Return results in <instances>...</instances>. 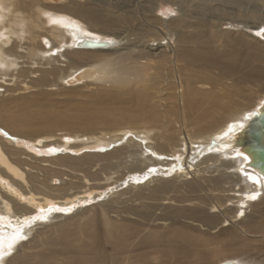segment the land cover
I'll use <instances>...</instances> for the list:
<instances>
[{"label":"bare ground","instance_id":"1","mask_svg":"<svg viewBox=\"0 0 264 264\" xmlns=\"http://www.w3.org/2000/svg\"><path fill=\"white\" fill-rule=\"evenodd\" d=\"M114 1L139 13L141 32L132 43L140 44L139 51L114 36L113 28L135 19L113 13L116 6L108 3ZM233 3L255 9L230 17L221 4ZM260 3L264 0H0V264H153L146 253L158 255L160 264H212L220 253L201 249L202 238L178 228L152 232L150 225L185 219L203 228L264 232V222L248 223L264 201V180L244 168L247 157L231 142L257 114L264 94L239 104L195 87L212 81L206 78L210 68L236 83L262 77L264 69L252 64L264 62V48L247 45L245 37L264 45V21L241 22L259 20ZM223 20L241 36L222 31ZM83 40L109 46H77ZM221 41L233 43L231 50H222ZM132 54L138 63L129 77L144 83L127 107L113 102L104 111L77 112L66 120L47 117L45 127L32 118L25 125L37 136L15 132L19 123L4 111L2 89H36L44 96L47 89L117 83L116 62ZM154 79L173 91L166 100L179 101L183 129L172 128L159 106L149 104ZM53 126L85 129L55 137L49 134ZM98 126L116 130L97 136ZM196 127L202 131H193ZM19 138L50 155L34 156L32 147L19 146ZM65 218L72 222L59 224ZM51 225L56 234L40 236L36 244L47 251L19 252L38 227ZM231 243L238 254L245 242L234 233ZM140 248L145 250L138 256ZM227 261L249 264L241 257L218 264Z\"/></svg>","mask_w":264,"mask_h":264},{"label":"rangeland","instance_id":"2","mask_svg":"<svg viewBox=\"0 0 264 264\" xmlns=\"http://www.w3.org/2000/svg\"><path fill=\"white\" fill-rule=\"evenodd\" d=\"M110 8L114 7L113 13L115 14H124L128 15L130 17H133V19L130 22V25H120L119 27H115L114 29V36L119 37V39H124L123 42L128 41L129 45L131 46L130 50H134L135 52L140 50V44L133 45V41L136 40V38L139 37L141 25V20L138 18L139 13L134 12L128 13L129 7L127 3L123 2H110L108 3ZM262 4V5H261ZM217 4H211L212 7H214ZM225 9H228V14L230 17H233L232 15L236 14L235 16H238V12L243 11L249 14L252 10L255 8L251 4H243L240 6L237 3L233 4H221ZM260 5V6H259ZM258 5L259 10V20H242L243 23H249L251 25V22H260L264 21V3H260ZM235 7V8H234ZM262 7V8H261ZM240 10V11H239ZM164 12L160 13L162 16H165ZM262 13V14H261ZM262 15V16H261ZM262 17V18H261ZM254 19V18H253ZM262 19V20H261ZM213 23H216L215 21ZM223 23L225 25H222V31L230 32L231 34H236V37L241 36V32L235 30V27L231 24L230 20H223ZM221 22V24H223ZM253 23V22H252ZM225 29V30H224ZM233 30V31H232ZM235 30V31H234ZM237 31V33H236ZM111 32V30H110ZM246 44L251 46H257L264 48V45H259L255 41L250 40L249 38L245 37ZM131 44V45H130ZM233 43L227 42V41H221L219 42V46L222 47V50L229 51L231 50V46ZM221 49V48H220ZM264 51V50H263ZM242 55V54H241ZM113 56V55H112ZM136 56V55H135ZM133 54L130 57H125V60L122 59L118 60L115 64L117 70H120L121 75L118 78L117 83H114L112 81H107L104 84H100L98 86H92L88 88H65L62 90H54V89H47L44 96L36 95V89H18L16 92H4L2 89V98L7 99V103L4 105V111L8 113L9 116L15 119L19 124L15 128V132H17L19 135L23 134L22 136H30L31 138L38 135V133H34L33 128H30L31 126L25 125L26 120L27 122H30L32 118H35L36 121L43 127L46 126V124L43 122V119H48L47 117H51V119L59 120L63 119L66 120V116H71L73 113H82L86 111H92V112H101L104 111V108H109L108 106L113 105L109 103H116L117 105L121 107H127V105L136 97L137 88L144 83L143 79H136L134 77H129L130 73V67L137 65L138 59L135 58ZM236 57V56H234ZM239 58L240 54L238 55ZM237 57V58H238ZM139 62H141L139 60ZM144 62V61H143ZM253 68H261L264 69V62L263 63H257L254 62L252 64ZM209 73L206 74V78L212 79V81H206L205 79V86L197 84L195 87L197 91H200V94L205 92H216V94L225 95L227 97V100L231 101V99L235 102H238L239 104H250L252 100H254L259 95L264 94V73L262 74V77L259 79H254L252 81L246 82V83H236L234 80V77L232 76H223L222 74H219V71L217 69L210 68L208 70ZM129 72V74H128ZM205 76V74H202ZM134 78V79H133ZM213 78H219L218 83H214ZM138 80V81H137ZM155 81V86L157 89H152L148 93H150L151 101L150 105L155 104L158 107L159 113L166 114V116L169 117V125L171 123L173 124V127L180 128L182 127V117H181V107L179 104V101L176 100L175 104H171L172 101L166 100L169 96H172L173 91L167 90L166 85H164L165 81L158 80ZM159 84V85H158ZM137 85V87H135ZM72 90V91H70ZM80 90V91H79ZM51 92V93H50ZM64 94V95H63ZM134 97V98H133ZM226 101V100H225ZM145 107V106H144ZM170 110V112H169ZM44 114V115H43ZM43 117H42V116ZM46 117V118H45ZM140 127L142 126L139 125ZM82 128V129H80ZM79 127H68V128H58V127H52L49 131L50 135H53L55 137H60L66 133H73V134H81L83 126ZM115 128H105L98 126L95 129L94 134L100 135L101 132L111 133L113 134V131H115ZM193 131H202L201 128L196 127V129L193 128ZM0 136H3V133L0 132ZM24 136V137H25ZM27 138V137H26ZM20 141V147L25 148L27 151L30 149L27 147H32V149L29 151L31 154H34L36 157H43V156H49L50 154L47 152V149H37L34 148V144L26 139L19 138ZM27 146V147H26ZM36 150H34V149ZM37 153H36V152ZM79 151H82L79 150ZM79 209V208H77ZM255 213H254V212ZM258 211V212H256ZM55 213H62V211L59 212V210H56ZM73 213V212H72ZM71 213V214H72ZM252 214H250L251 220L248 221V223H253L256 225H261L264 222V201L256 208L251 211ZM254 213V214H253ZM260 214V215H259ZM256 216V217H255ZM113 217V216H112ZM171 217V216H170ZM173 218H177L173 216ZM255 219V220H254ZM62 220V219H61ZM114 222L117 224H124L122 218L120 216L116 217L114 219ZM257 220V221H256ZM263 220V221H262ZM57 221V220H56ZM55 221V222H56ZM72 222V218H65V221H60L59 224L61 225H67ZM261 222V223H259ZM140 223V221H139ZM247 224V222H245ZM264 225V223H263ZM152 228V232L154 231H168L173 228H178L179 230L188 232L192 236L200 237L203 240V243L201 245V249H206L207 251H210L212 253H220V255L216 256L212 264H218L219 262H222L224 260L233 259L234 257H241L243 260L248 262L249 264H264V232L257 234V235H251L249 233L245 234L244 232H241L240 230H236V228L233 227H202L199 226V224L193 223L192 221H186L185 219H177V220H170L167 222L160 221L156 223V226H153V224L150 225ZM39 229L36 231L35 235L33 234L30 237V242L25 241V247L20 249L19 252L25 253V254H31L35 251H47L45 248V245L39 244L38 247H36L37 242L39 241V237L42 236V238L46 237L49 234H56V229L54 230L51 225L48 227H38ZM148 228V227H147ZM215 228V229H214ZM145 233L148 232V229H145ZM72 231H76V229H72ZM238 232V233H237ZM76 233V232H73ZM236 233L240 239L246 243H244L243 250L238 253L234 254L231 250L233 247H231L233 244L231 243V239L233 237V234ZM39 234V235H38ZM143 233H141L142 235ZM242 234V235H241ZM77 238H82L83 235L81 233L76 234ZM34 237V238H33ZM34 239V240H33ZM29 240V239H28ZM27 240V241H28ZM140 238H135V242H139ZM226 242V243H225ZM223 243H225L227 246H224ZM42 245V247H41ZM225 247V248H224ZM229 250H228V249ZM141 250H145L144 248H140L136 251V254L139 256L141 255ZM150 256V258H149ZM158 255L154 254H148L146 253L145 257L147 259H150V262L153 264H160L158 260H156V257ZM138 258V257H137ZM62 259L59 260L61 262ZM58 264V260L56 261ZM197 264V263H196ZM200 264V263H198Z\"/></svg>","mask_w":264,"mask_h":264},{"label":"water","instance_id":"3","mask_svg":"<svg viewBox=\"0 0 264 264\" xmlns=\"http://www.w3.org/2000/svg\"><path fill=\"white\" fill-rule=\"evenodd\" d=\"M79 47H107L109 42L83 40ZM232 146H239L238 152L247 157L244 168L255 171L264 180V100L248 123L232 138ZM222 264H237L227 261Z\"/></svg>","mask_w":264,"mask_h":264},{"label":"snow or ice","instance_id":"4","mask_svg":"<svg viewBox=\"0 0 264 264\" xmlns=\"http://www.w3.org/2000/svg\"><path fill=\"white\" fill-rule=\"evenodd\" d=\"M45 43H47V41H45ZM254 198V197H253Z\"/></svg>","mask_w":264,"mask_h":264}]
</instances>
